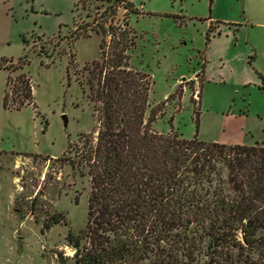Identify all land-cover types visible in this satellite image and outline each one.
<instances>
[{"label":"rangeland","instance_id":"1","mask_svg":"<svg viewBox=\"0 0 264 264\" xmlns=\"http://www.w3.org/2000/svg\"><path fill=\"white\" fill-rule=\"evenodd\" d=\"M0 3L15 30L0 59V264H75L67 237L87 223L90 180L63 156L99 126L92 98L129 46L123 70L149 77L136 76L150 86L145 120L162 111L153 131L264 142V0ZM25 75L34 99L5 109L4 90L12 101ZM53 216L64 219L47 229Z\"/></svg>","mask_w":264,"mask_h":264},{"label":"trees","instance_id":"2","mask_svg":"<svg viewBox=\"0 0 264 264\" xmlns=\"http://www.w3.org/2000/svg\"><path fill=\"white\" fill-rule=\"evenodd\" d=\"M129 47L92 98L101 105L99 126L63 156L90 180L87 223L67 237L75 264H264V142L226 145L153 131L162 111L145 120L150 86L136 76L149 77L123 70ZM19 63L21 70L27 60ZM19 83L12 101L4 90L5 109L34 99L29 78ZM63 219L53 216L46 228Z\"/></svg>","mask_w":264,"mask_h":264},{"label":"crops","instance_id":"3","mask_svg":"<svg viewBox=\"0 0 264 264\" xmlns=\"http://www.w3.org/2000/svg\"><path fill=\"white\" fill-rule=\"evenodd\" d=\"M0 59L1 58H10L7 55H2V48L11 42V34L14 33V22L13 16L11 15V7H2L0 3ZM230 24V23H227ZM211 43V42H210Z\"/></svg>","mask_w":264,"mask_h":264},{"label":"water","instance_id":"4","mask_svg":"<svg viewBox=\"0 0 264 264\" xmlns=\"http://www.w3.org/2000/svg\"><path fill=\"white\" fill-rule=\"evenodd\" d=\"M74 250H76V249H74Z\"/></svg>","mask_w":264,"mask_h":264}]
</instances>
